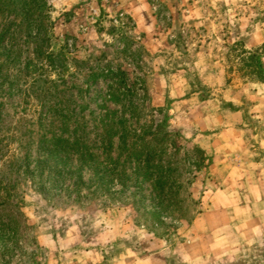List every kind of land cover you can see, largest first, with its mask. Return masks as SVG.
<instances>
[{
	"label": "rangeland",
	"instance_id": "1",
	"mask_svg": "<svg viewBox=\"0 0 264 264\" xmlns=\"http://www.w3.org/2000/svg\"><path fill=\"white\" fill-rule=\"evenodd\" d=\"M42 2L0 8V264H264V0Z\"/></svg>",
	"mask_w": 264,
	"mask_h": 264
},
{
	"label": "trees",
	"instance_id": "2",
	"mask_svg": "<svg viewBox=\"0 0 264 264\" xmlns=\"http://www.w3.org/2000/svg\"><path fill=\"white\" fill-rule=\"evenodd\" d=\"M20 5L22 8V11L19 12L22 14L23 20L22 24L20 26H23L25 24L26 26V33H29V30L33 26L36 28V31L38 33V37L41 35V33L44 31V28L41 26L40 20L33 19L35 12L41 8L44 7V2L42 0H6L2 1L0 0V8L2 9H12L11 11L16 12L15 8H12L14 5ZM3 10H0L2 12ZM10 11V10H9ZM10 26H3L0 30V42H2L6 37H8V41L11 43V47L15 46L16 38L13 37V33L9 34V28ZM35 30V29H34ZM32 39V38H31ZM34 42V50L32 52L33 58L28 59L23 68L27 72L28 70L33 69V67H54V68H65L66 66V58L65 53L63 51H60L58 54H53L52 52H49V38L45 35H43L41 38L35 39L33 38ZM240 57V71H243V74L248 76L250 79L259 82L264 83V44L260 49H257L252 52H246L245 50H241L238 54ZM16 58H19V56H16ZM6 64L9 63V60L5 62ZM78 63V62H76ZM3 64H0V70L2 69ZM66 129V128H65ZM67 131V130H64ZM167 134H164L166 136ZM72 138L64 139L61 136H53L49 141V147L45 149L46 156L48 158L54 157L57 153H61L65 151H73L75 149V153L80 155L81 158H83L82 155H84L85 151L87 150L83 146H81L82 137L79 134L78 130H74L71 134ZM197 153L200 155L202 152L199 150H196ZM138 159V158H137ZM136 159V161H137ZM200 160H203L201 157ZM149 169V168H148ZM140 169H136V173L139 172ZM162 178H158V180L155 181V183L159 186L161 185ZM155 190V189H154ZM161 196L159 194L158 198H156V201H160ZM156 213H153L155 216Z\"/></svg>",
	"mask_w": 264,
	"mask_h": 264
}]
</instances>
